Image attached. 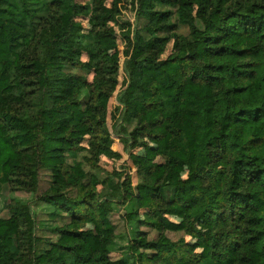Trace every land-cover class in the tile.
I'll return each mask as SVG.
<instances>
[{
    "label": "trees",
    "instance_id": "trees-1",
    "mask_svg": "<svg viewBox=\"0 0 264 264\" xmlns=\"http://www.w3.org/2000/svg\"><path fill=\"white\" fill-rule=\"evenodd\" d=\"M105 3L0 0V153L12 152L0 169V194H11L0 226H14L0 234V264H264V0H110L112 23ZM188 84L211 102L209 119L193 122L192 166L178 124ZM151 140L161 142L152 159L186 164V178L133 183L146 162L133 151ZM187 207L181 231L205 253L166 234L165 215ZM89 220L99 230L91 251Z\"/></svg>",
    "mask_w": 264,
    "mask_h": 264
},
{
    "label": "rangeland",
    "instance_id": "rangeland-1",
    "mask_svg": "<svg viewBox=\"0 0 264 264\" xmlns=\"http://www.w3.org/2000/svg\"><path fill=\"white\" fill-rule=\"evenodd\" d=\"M79 1H85V0H79ZM110 0H106L105 3V10H104V18L107 23H112V19L110 18V13L108 12V8L110 6L109 4ZM123 7V6H122ZM196 14H200L199 8L195 9ZM122 19H128L132 20V14L131 9H124L122 8L121 13ZM79 20L81 21L83 28L86 32H89L92 28V16L90 13L85 12L80 17ZM172 43L170 42L167 46V51L164 53V56L171 50ZM123 46L122 43H119V51L121 52ZM134 54L138 52V49L134 47L133 51ZM83 59H86V55H83ZM169 69H174V65L169 64ZM92 75H88L89 80L91 79ZM207 90L204 87H201L199 85L195 84H188L183 92L184 96V103L181 105V119L178 121V124L181 128L184 129V131L187 134L188 142H189V156H188V163L192 166V155L193 151L196 148V142L200 140V136L195 131V128L193 127V122H200L202 118L206 117L209 119L210 114V98L207 94ZM145 112H142L141 115L144 117ZM149 148H136L133 151V154L136 155V160L142 159L146 161L143 164V170L140 172L135 171L132 169V181L133 183H137L141 180L143 175H147L148 177H158L160 175H165L167 180L169 182H176L179 178H186L188 168L186 164H180V165H170L169 167H166V165L163 163L160 157L153 158L154 150L158 149L161 145V142L157 141H149ZM112 147H115V144L112 145ZM11 150L9 147H5L1 153H0V169L3 166V164L11 157ZM177 156L180 159H185L187 155L183 152H177ZM140 157V158H138ZM148 160H145L147 159ZM130 163V162H129ZM100 164L107 168L111 169L114 165H117L116 162L113 160L106 159L102 157ZM131 165V163H130ZM48 177L46 173H41L40 177V188L38 192H41L44 190L47 186ZM188 190V189H187ZM189 193H192L189 190ZM17 196H28V194L24 191H16L14 193ZM11 194L7 192H2L0 194V207L4 203L5 200L9 199ZM189 196V195H188ZM191 210V207H187V209L179 208L176 210L169 211L165 215V224H166V234L173 240L177 241L179 238H181V243L184 242L188 246L192 248L194 252L198 253H205L206 252V246L205 242L201 240V238L193 233L190 232H182L183 229V214L187 211L189 212ZM4 211L1 212L2 215H4ZM119 211H113L110 213L109 217L111 221L115 225L116 232L120 233L124 230V224L120 217ZM147 216L145 215V212L142 213V219L146 220ZM211 225L208 222H201L198 223V228L205 230L207 228H210ZM87 229H89L92 232V237H90L88 240L84 242L85 249L87 251H91L95 244V238L98 233V227L95 224L94 221L89 220L86 224ZM141 229L144 231L149 232V236H153L155 233V230L149 226V225H142ZM14 230L13 225H2L0 226V234L3 239L8 238L9 234ZM68 239V238H66ZM182 245L179 243V245L176 246L174 249L175 253L173 254V258L177 260L181 257L183 249L181 247ZM112 256H117L116 254L112 253ZM177 264H183L178 261Z\"/></svg>",
    "mask_w": 264,
    "mask_h": 264
}]
</instances>
